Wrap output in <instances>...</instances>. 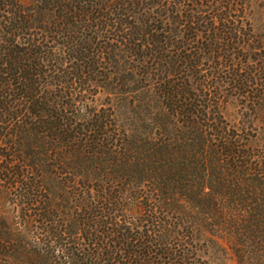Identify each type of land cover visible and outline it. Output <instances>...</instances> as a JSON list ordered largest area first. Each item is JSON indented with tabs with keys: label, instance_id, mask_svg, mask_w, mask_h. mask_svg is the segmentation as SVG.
<instances>
[{
	"label": "trees",
	"instance_id": "1",
	"mask_svg": "<svg viewBox=\"0 0 264 264\" xmlns=\"http://www.w3.org/2000/svg\"><path fill=\"white\" fill-rule=\"evenodd\" d=\"M246 11L0 0V264H264L256 118L234 125L212 98L244 97L264 129ZM98 88L118 103L93 106Z\"/></svg>",
	"mask_w": 264,
	"mask_h": 264
},
{
	"label": "rangeland",
	"instance_id": "2",
	"mask_svg": "<svg viewBox=\"0 0 264 264\" xmlns=\"http://www.w3.org/2000/svg\"><path fill=\"white\" fill-rule=\"evenodd\" d=\"M246 2V16L248 22L251 24L252 30L254 34L258 37H261L259 39H264V0H245ZM261 44H263L261 42ZM215 66V64H214ZM206 71L204 73L210 74V66H206L204 68ZM203 69V70H204ZM179 74V73H178ZM183 75L182 77H185V79L189 76V73H181ZM113 77V76H112ZM180 77V75H179ZM118 77L114 76L113 80L114 83L116 84ZM108 90H105L103 88H98L95 90V94H97L95 98V104L92 103L94 106L100 107H111L113 105H116L117 102V97L116 93L110 94L108 93ZM214 95V94H213ZM222 95V96H221ZM216 101L220 102L222 106V111L225 114V117L234 125H243V126H248L251 123H253L250 119L251 115L252 117H255L254 121L255 127L258 128V139L256 142V146L259 147H264V129L260 128L262 127L261 121H258L262 119L263 115L259 114L257 117L254 114L251 113L249 110L250 105L248 104V101L244 97H240V95H235V92H227L226 90L224 91H219L214 97ZM260 117V118H259ZM252 119V118H251ZM258 126V127H257ZM14 208L11 207V212L13 213ZM226 246V244L224 243ZM203 264H239L237 259L233 256L232 252L228 250L227 254L224 253H218V252H211L208 256L202 259Z\"/></svg>",
	"mask_w": 264,
	"mask_h": 264
}]
</instances>
